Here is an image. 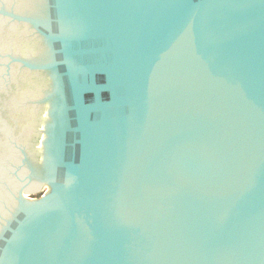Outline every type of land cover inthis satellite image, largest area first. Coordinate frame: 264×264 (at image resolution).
Segmentation results:
<instances>
[{"label": "water", "instance_id": "water-1", "mask_svg": "<svg viewBox=\"0 0 264 264\" xmlns=\"http://www.w3.org/2000/svg\"><path fill=\"white\" fill-rule=\"evenodd\" d=\"M0 264H264V0H0Z\"/></svg>", "mask_w": 264, "mask_h": 264}, {"label": "rangeland", "instance_id": "rangeland-1", "mask_svg": "<svg viewBox=\"0 0 264 264\" xmlns=\"http://www.w3.org/2000/svg\"><path fill=\"white\" fill-rule=\"evenodd\" d=\"M47 191V188L43 187L42 190H41V193L39 194V196L43 195L44 193H46ZM39 196L37 197H33V198H38Z\"/></svg>", "mask_w": 264, "mask_h": 264}]
</instances>
